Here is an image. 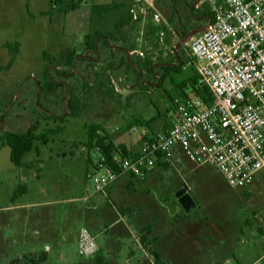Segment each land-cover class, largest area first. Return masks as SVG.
Returning <instances> with one entry per match:
<instances>
[{"label": "rangeland", "instance_id": "374dc122", "mask_svg": "<svg viewBox=\"0 0 264 264\" xmlns=\"http://www.w3.org/2000/svg\"><path fill=\"white\" fill-rule=\"evenodd\" d=\"M178 1V12L166 11L160 22L148 17L141 29L127 30V40L110 54L108 76L106 64L93 71L89 56L82 62L74 55L66 64L68 50L81 53L69 27L53 28L49 39L42 24L18 47L8 68L3 66L12 55L0 48V133L63 124L47 143L35 140L21 166L0 144V264L17 258L22 264L30 250L44 244L51 249L45 264H139L142 259L157 264L152 249L161 252L160 264H264V171L248 187H230L214 166L180 160L156 166L143 180L134 178L131 188L120 179L111 196L109 187L106 195L92 192L85 177V161L95 153L86 145L87 124H103L116 147L123 143L135 151L141 140L128 122L152 118L146 128L162 131L175 120L172 100L181 95L183 80L192 94L194 60L187 44L177 51L175 46L189 31L203 29L211 12L207 0ZM90 3L70 15H83ZM69 105L80 113L62 119ZM18 186L26 190L13 201ZM181 187L196 203L189 212L175 196ZM87 191L91 208L78 200ZM119 206L121 214L133 212L135 221L125 226L117 220ZM84 225L99 246L90 257L79 254L75 238Z\"/></svg>", "mask_w": 264, "mask_h": 264}, {"label": "built area", "instance_id": "2783aa9c", "mask_svg": "<svg viewBox=\"0 0 264 264\" xmlns=\"http://www.w3.org/2000/svg\"><path fill=\"white\" fill-rule=\"evenodd\" d=\"M160 1L130 0L131 18L160 22ZM207 2L211 16L206 26L184 44L194 60L196 88L205 89L209 102L192 92L173 98L175 120L164 130L130 127L141 142L129 154L117 148L108 160L93 145L97 158L85 173L92 192L106 195L122 175L143 180L156 166L180 160L214 166L230 187H248L264 171V0ZM88 197L87 191L79 200L85 203ZM77 246L83 257L99 251L85 226Z\"/></svg>", "mask_w": 264, "mask_h": 264}, {"label": "crops", "instance_id": "0c3cea01", "mask_svg": "<svg viewBox=\"0 0 264 264\" xmlns=\"http://www.w3.org/2000/svg\"><path fill=\"white\" fill-rule=\"evenodd\" d=\"M62 1L64 3H70L73 0ZM86 1L87 0H80L79 7L75 10H79L82 7L83 3H85ZM90 1L91 3L87 7L88 10H86L83 15H70V12L74 10L63 14L59 11L58 7L53 6V0H0V48L3 49L5 42H9L10 44L18 43V47L25 44V40L29 37H32L35 33V30L39 31L38 28L42 24V29L47 30L45 35L49 39L51 36L50 33L53 28L65 31L67 29L66 27H69V30L73 29L74 31L73 34L71 33L74 38V43L79 44V49L81 51V53L75 51L76 54H73V56H79L82 62L84 60L83 56H89L92 62L93 71L98 70L99 64L101 65L100 68H102V65L106 64L105 75L108 76L107 72H109V67L107 65V62L111 58L110 54L115 49L116 45H120L119 43H123L125 42V40H127V30H130L131 27L141 29L142 25L148 17L145 19L133 20L129 11L130 0ZM178 5H180L178 0H161L159 2V8L162 13V20L164 18L163 14L166 11L172 10L174 12H178ZM40 18L45 19L44 23L39 22ZM40 35V32L37 33L38 37ZM88 39L90 40L89 43L87 41ZM60 49L61 53L66 51V48ZM73 50L74 49H70L68 50V52L73 53ZM126 51L131 52V50L128 48H126ZM104 56H107V58H104ZM80 58H76V61L80 60ZM131 126H129V129ZM105 130L108 132L106 128ZM126 148L130 149L128 146ZM93 155H90L88 158L89 160L85 161L86 170L90 162L97 158L96 152ZM158 166L159 167L157 168L163 167V165ZM155 168L151 171L149 175H151L153 171H156L157 168ZM120 179H123L125 184L130 188L132 185H134L133 180L135 179L132 176L127 174L122 175L121 178L119 177L112 184H110L109 196H111L110 194L114 190L113 187L115 182L119 181ZM90 198L91 196L89 194L88 200L85 202V205L88 208H91L89 204H87ZM92 205V207H96V204L92 203ZM114 209L118 217L117 220L122 221L125 226L128 222L135 221L136 217H134L133 212H130L129 214H121L120 206L119 208ZM75 238L77 241L78 234L75 235ZM33 251H45L47 253L48 258L51 249L48 244H44V249L33 248L28 253ZM159 253L161 254L160 251ZM127 260L130 261V258H127Z\"/></svg>", "mask_w": 264, "mask_h": 264}, {"label": "trees", "instance_id": "16d2710c", "mask_svg": "<svg viewBox=\"0 0 264 264\" xmlns=\"http://www.w3.org/2000/svg\"><path fill=\"white\" fill-rule=\"evenodd\" d=\"M80 0H73L70 3H64L62 0H53L54 4L56 7H58L59 11L62 12L63 14H66L67 12L71 10H75L79 7V2ZM89 38V36H88ZM89 43V39L87 40ZM14 45V46H12ZM4 46L10 51L12 57L7 63V65L3 66L4 68H8L11 66L12 61H13V56L18 52V43L15 44H10L9 42H5ZM89 47V46H88ZM91 47V46H90ZM180 49L177 48V50ZM68 55V61L66 64H71L70 58L73 56L72 53H67ZM72 54V55H71ZM64 55V54H62ZM70 57V58H69ZM0 67V68H3ZM193 84L196 82V78H192ZM188 80H183L180 85L182 87V92L180 93L181 95H186L187 93L185 92V87L188 85ZM191 92L196 94V95H202L203 99L205 102H209V96L204 90H201L199 88H196V86H191ZM69 112L64 114L61 118L66 117V115H77L80 113V110L76 105H69L68 106ZM150 120L152 118L144 120L138 118V117H133L132 120L129 121L128 125H150ZM64 121V120H63ZM62 121V122H63ZM63 124L57 125L54 128H46L43 129L40 132H36V128L33 126L28 127L25 131H17V130H10L6 129L3 130L0 133V144H5L6 146L9 147V159L10 161L16 165V166H21L22 164V158L23 156L32 150L34 147V141L35 140H40L42 143H47L50 139V135L54 134L60 130H62ZM87 129V146L92 148L93 145L99 146L101 152L105 154V156L108 158V160H111L113 152L119 148L124 154H129L131 151H129L125 144L120 143L116 147L113 137L105 130L103 125L101 123L93 122L91 124L86 125ZM165 167H168L169 164H162ZM26 187L25 186H18L16 190L13 192L12 195V200L14 201L15 198L19 193L25 192ZM146 232L147 234H150V229L149 227H146ZM142 241L146 239V235L141 237ZM152 257L154 259V262L157 264L161 263V256L160 253L152 249L151 250ZM47 260V253L45 251H33L25 255L24 260L22 264H45ZM19 259L17 258L16 260H12L11 264H19ZM139 264H150L148 263V260L142 259Z\"/></svg>", "mask_w": 264, "mask_h": 264}, {"label": "water", "instance_id": "95a60500", "mask_svg": "<svg viewBox=\"0 0 264 264\" xmlns=\"http://www.w3.org/2000/svg\"><path fill=\"white\" fill-rule=\"evenodd\" d=\"M198 31L191 30L188 33H186L183 37H181L178 40L176 46L179 47L180 45L184 44L187 41V39H188L189 36L194 35ZM175 196L177 197L179 203L183 206V208L187 212L191 211L196 206V203L194 202L193 198L191 197V195L189 194V192L187 191V189L185 187L179 188L175 192Z\"/></svg>", "mask_w": 264, "mask_h": 264}]
</instances>
